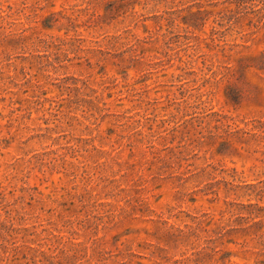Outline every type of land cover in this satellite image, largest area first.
<instances>
[{"label":"rangeland","instance_id":"obj_1","mask_svg":"<svg viewBox=\"0 0 264 264\" xmlns=\"http://www.w3.org/2000/svg\"><path fill=\"white\" fill-rule=\"evenodd\" d=\"M258 3L0 0V264H264Z\"/></svg>","mask_w":264,"mask_h":264},{"label":"trees","instance_id":"obj_2","mask_svg":"<svg viewBox=\"0 0 264 264\" xmlns=\"http://www.w3.org/2000/svg\"><path fill=\"white\" fill-rule=\"evenodd\" d=\"M242 1L247 2V1H252V0H242ZM257 5H258V8H257L258 12H264V0H259V3ZM255 10H256V8H255ZM1 227L3 229H6V226H4V225ZM1 232H2V230H1ZM2 234H3V232H2ZM3 237H5V236H3Z\"/></svg>","mask_w":264,"mask_h":264}]
</instances>
